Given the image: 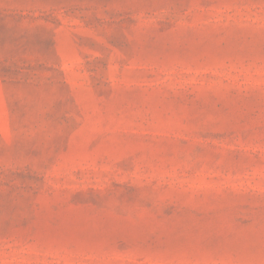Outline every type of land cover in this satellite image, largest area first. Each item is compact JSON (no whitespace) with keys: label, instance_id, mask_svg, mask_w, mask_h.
Segmentation results:
<instances>
[{"label":"rangeland","instance_id":"1","mask_svg":"<svg viewBox=\"0 0 264 264\" xmlns=\"http://www.w3.org/2000/svg\"><path fill=\"white\" fill-rule=\"evenodd\" d=\"M0 264H264V0H0Z\"/></svg>","mask_w":264,"mask_h":264}]
</instances>
